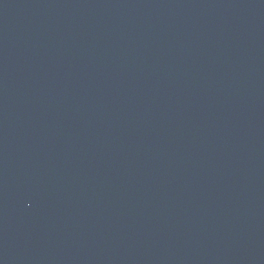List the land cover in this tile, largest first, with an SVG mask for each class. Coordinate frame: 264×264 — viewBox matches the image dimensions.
Masks as SVG:
<instances>
[{
    "label": "water",
    "instance_id": "obj_1",
    "mask_svg": "<svg viewBox=\"0 0 264 264\" xmlns=\"http://www.w3.org/2000/svg\"><path fill=\"white\" fill-rule=\"evenodd\" d=\"M0 264H264V0H0Z\"/></svg>",
    "mask_w": 264,
    "mask_h": 264
}]
</instances>
